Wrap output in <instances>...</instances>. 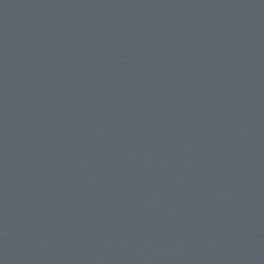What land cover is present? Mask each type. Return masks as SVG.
<instances>
[{
  "label": "water",
  "instance_id": "obj_1",
  "mask_svg": "<svg viewBox=\"0 0 264 264\" xmlns=\"http://www.w3.org/2000/svg\"><path fill=\"white\" fill-rule=\"evenodd\" d=\"M0 264H264V0H0Z\"/></svg>",
  "mask_w": 264,
  "mask_h": 264
}]
</instances>
